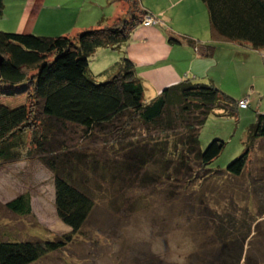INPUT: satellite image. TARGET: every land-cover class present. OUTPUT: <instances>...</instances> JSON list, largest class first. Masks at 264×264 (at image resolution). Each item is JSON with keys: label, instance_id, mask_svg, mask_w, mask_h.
<instances>
[{"label": "trees", "instance_id": "trees-1", "mask_svg": "<svg viewBox=\"0 0 264 264\" xmlns=\"http://www.w3.org/2000/svg\"><path fill=\"white\" fill-rule=\"evenodd\" d=\"M123 1H131L141 17L127 13L109 23L103 19L98 27L73 37L0 30V56L3 57L0 167L38 159L53 174L56 217L71 229L50 240L0 241V264H33L50 253L59 252L73 242L93 211L95 198L79 185L91 178V173L80 169L84 166L81 160L85 155L76 153L78 156H75L74 152L66 150L65 142L61 141L59 149V142L52 141L69 126L82 129L86 136L116 133L114 140L118 142L128 138V126L133 123L149 133L158 132L154 141L145 142L141 148L129 143L139 151L129 154L136 153L134 159L142 163L162 159L163 167L174 161L183 166L192 159L206 170L225 146L213 140L201 150L200 130L215 112H221L223 117L237 118L241 100L235 101L209 80L196 83L186 79L146 100L143 83L125 55L120 57L115 68L105 69L98 75L92 73L90 64L98 50L120 49L128 43L132 31L143 18H153L141 8L139 0ZM200 1L207 10L212 39L248 46L251 51L264 54V0ZM4 2L0 0V20ZM178 42L187 43L205 58H212L216 50L213 44L202 45L186 36L168 39L169 44ZM17 95L23 96L22 103L12 106L6 103L7 98ZM258 140L264 141V113L256 114L255 122L247 128L244 152L226 167L224 175L232 178L243 175ZM123 151L119 149L117 153ZM260 207L264 209V205ZM5 208L16 216H29L32 212L30 197L21 194L6 203ZM246 214L244 210L243 215ZM217 218L216 239L212 241L216 246L221 245L217 248L220 255L207 264H240L242 260H249L250 264L251 256L248 252L244 254L247 234L252 227L255 230L259 227L262 217L255 215L245 220L243 216L238 222L227 216ZM224 219L227 222H223ZM242 229H246L247 234H241ZM228 232H232L233 237ZM261 236L256 252L263 253L264 235ZM232 238L236 241L230 242ZM228 243L234 247L225 249Z\"/></svg>", "mask_w": 264, "mask_h": 264}, {"label": "rangeland", "instance_id": "rangeland-1", "mask_svg": "<svg viewBox=\"0 0 264 264\" xmlns=\"http://www.w3.org/2000/svg\"><path fill=\"white\" fill-rule=\"evenodd\" d=\"M11 3L12 0L9 5ZM98 3L115 6L121 0ZM143 3L144 9L153 14L156 24L147 27L144 22L148 18H143L138 27L164 28L167 43L170 38L186 36L202 45L213 44L216 54L232 48L228 42L212 39L207 10L200 0H145ZM21 5L19 1L18 8ZM122 9L126 14L138 15L131 1L122 0ZM108 11V7L99 8L98 13L108 14ZM8 14L15 20L11 10ZM90 18L100 19L97 13ZM69 25L75 26L78 22L70 21ZM39 28H43L40 30L44 36L58 32V24L45 16L38 20L36 30ZM103 51L111 56L110 51ZM223 57L226 55L222 54L219 66L212 69V77L225 85L227 91H222L229 97L238 101L245 95L244 100L253 103V108L250 106L244 114L239 111L237 118L220 116L221 112L209 116L199 133L201 150L213 140H219L225 146L206 170L192 159L183 166L174 161L166 167L162 166V159L147 163L134 159L136 153L129 154L130 151H139L129 143H136V147L141 148L158 136V132L149 133L136 123L128 126V138L122 142L114 140L116 133L86 136L82 129L71 126L52 139L54 143L59 142L58 146L61 141L65 142L66 150L74 152L75 156H78L76 153L85 155L81 160L84 166L80 169L91 173V178L88 182L82 179L85 182L79 185L91 193L96 204L71 244L33 264H207L220 255L217 248L221 245L216 246L212 241L216 239L217 216H227L238 222L243 216L250 220V216L255 215L263 216L259 227L256 230L252 227L249 234L246 229L241 230V234L249 235L244 254L248 252L251 256L250 264H264V250L263 253L256 252L257 241H261V234L264 235V228H261L264 210H260L264 205V142L254 143L242 176L232 178L223 173L244 152L247 128L255 122L256 114L264 113V78L260 77V74L263 76L261 72L239 67V62L229 64V59ZM94 63L90 64L92 69ZM254 84L256 93L251 90ZM148 95L145 92L146 100ZM22 100L23 96L17 95L13 99L7 98L6 103L12 106ZM119 149L124 151L118 154ZM95 165L96 169H93ZM260 186L262 189L258 190ZM21 194L30 197L32 212L29 216H16L5 208L6 203ZM244 210L246 215H243ZM70 231L55 214L53 174L38 159L0 167V241L50 240ZM228 233L232 236V232ZM235 241L232 238L230 242ZM231 247L234 246L228 243L225 249ZM245 261L240 264H249V260Z\"/></svg>", "mask_w": 264, "mask_h": 264}, {"label": "crops", "instance_id": "crops-1", "mask_svg": "<svg viewBox=\"0 0 264 264\" xmlns=\"http://www.w3.org/2000/svg\"><path fill=\"white\" fill-rule=\"evenodd\" d=\"M10 1L5 0L4 2L5 7L3 17L0 20V30L18 34L44 36L40 30L43 28L36 30L37 22L41 16H45L46 19L58 24V32L50 36L73 37L82 31L98 27L100 20L105 19L109 23L126 14L122 9V0L120 4L115 6L105 4L100 6L98 2H104V0H12L13 3L9 5ZM19 1L22 2L20 8H18ZM143 1L145 0H139L141 8L153 16L149 9H144ZM106 7L109 10L108 14L105 12L98 13L99 8L104 9ZM9 10L12 11L15 20H11L8 14ZM95 13L100 18L98 21L90 18ZM70 21L78 22V25H69ZM51 29H55V27H51ZM229 45L232 48L221 50L218 54L215 52L212 58H205L201 57L197 50L187 43L178 46L167 43V33L164 28L137 27L128 43L120 49L105 48L98 50L91 62H95V68L91 69L94 75H98L105 69L115 68L120 57L125 55L133 63L137 76L143 83L144 91L149 94V100L165 88L175 86L186 79H191L196 83L209 80L218 88L227 91L225 85L211 75L212 69L219 66V59L222 54L226 55L222 59L228 58L229 64L239 62V67H248L256 72H261L264 76L263 53L251 51L248 46L234 43H229ZM103 50L110 51L111 56H108L109 53ZM96 55L100 56L96 58ZM263 76L260 74V77L264 78ZM256 79L257 76L253 80ZM262 83L264 84V82ZM251 90L253 93L258 92L256 91V84ZM243 96L239 97L238 100H243ZM250 106L253 108V103L249 104ZM257 108L259 111L261 104L257 105ZM239 111L244 114L247 109ZM262 226H264V222Z\"/></svg>", "mask_w": 264, "mask_h": 264}, {"label": "built area", "instance_id": "built-area-1", "mask_svg": "<svg viewBox=\"0 0 264 264\" xmlns=\"http://www.w3.org/2000/svg\"><path fill=\"white\" fill-rule=\"evenodd\" d=\"M155 25L156 24V21L155 20H153V19H151V18H148V19H146V21L144 22V25L145 26H150V25ZM249 102H247L246 100H241L239 103H238V107H239V109H241V110H245V109H247L248 108V104Z\"/></svg>", "mask_w": 264, "mask_h": 264}, {"label": "water", "instance_id": "water-1", "mask_svg": "<svg viewBox=\"0 0 264 264\" xmlns=\"http://www.w3.org/2000/svg\"><path fill=\"white\" fill-rule=\"evenodd\" d=\"M2 63H3V57L0 56V68H1Z\"/></svg>", "mask_w": 264, "mask_h": 264}]
</instances>
